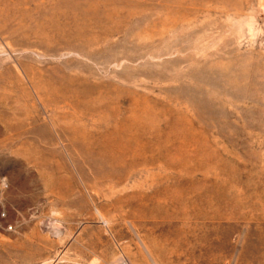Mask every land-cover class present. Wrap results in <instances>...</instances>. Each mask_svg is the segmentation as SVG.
<instances>
[{
	"label": "rangeland",
	"instance_id": "1",
	"mask_svg": "<svg viewBox=\"0 0 264 264\" xmlns=\"http://www.w3.org/2000/svg\"><path fill=\"white\" fill-rule=\"evenodd\" d=\"M264 264V0H0V264Z\"/></svg>",
	"mask_w": 264,
	"mask_h": 264
},
{
	"label": "built area",
	"instance_id": "2",
	"mask_svg": "<svg viewBox=\"0 0 264 264\" xmlns=\"http://www.w3.org/2000/svg\"><path fill=\"white\" fill-rule=\"evenodd\" d=\"M113 264H136V263H134L133 261H131L128 258L121 257L116 262H114Z\"/></svg>",
	"mask_w": 264,
	"mask_h": 264
}]
</instances>
